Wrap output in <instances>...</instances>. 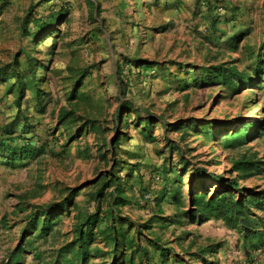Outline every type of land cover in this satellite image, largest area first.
I'll use <instances>...</instances> for the list:
<instances>
[{"label": "rangeland", "instance_id": "374dc122", "mask_svg": "<svg viewBox=\"0 0 264 264\" xmlns=\"http://www.w3.org/2000/svg\"><path fill=\"white\" fill-rule=\"evenodd\" d=\"M223 65L240 78L225 82ZM12 150L25 154L11 160ZM244 158L262 171H233ZM238 174L245 193L264 190V0H0V264H147L114 242V224L140 229L150 257L157 240L168 264H252L264 235L190 208L194 186L211 194V175ZM157 175L175 180L159 206ZM118 179L133 191L116 205ZM61 201L46 234L42 216L43 234L23 235ZM82 224L90 239L77 256Z\"/></svg>", "mask_w": 264, "mask_h": 264}, {"label": "trees", "instance_id": "16d2710c", "mask_svg": "<svg viewBox=\"0 0 264 264\" xmlns=\"http://www.w3.org/2000/svg\"><path fill=\"white\" fill-rule=\"evenodd\" d=\"M181 2V0H180ZM67 13L66 9H61L56 14H52L49 20L43 21L40 23V29L46 28L48 26H51L58 18L65 16ZM148 62L143 61L144 67H149L147 65ZM147 69V68H146ZM218 74H220L225 80V82H235L234 80H238L240 78V73L236 68L228 67V66H219L217 68ZM22 89V88H21ZM21 92V91H20ZM123 108V107H122ZM121 108V110H122ZM146 126L151 127L152 122L150 118L145 119ZM242 131H237L233 134H229L223 138V144L225 147H231L235 146L237 142H240L241 139H243ZM113 148V147H112ZM111 148V150H112ZM113 151V150H112ZM114 153V152H113ZM12 154V155H11ZM10 158L11 160H15L17 158L22 159L25 152L24 150L20 151H11ZM116 154V153H115ZM27 156V155H26ZM124 161H118L119 164H123ZM261 161H257L255 159H241V160H235L233 164V171H238L241 173L249 172V174H255L257 172L262 171L261 167ZM126 167L128 169H132L133 165L131 163H126ZM201 169L197 170L195 172V175H201ZM136 172V171H135ZM164 176V174L162 173ZM160 176V175H159ZM162 180H165V185L162 187L161 191L158 192L157 197L155 199V205L159 206L163 200H167L165 195L168 192H175V189H173V183L175 180H171L170 183H167L169 178H163ZM203 177H206L203 175ZM215 178L216 181H218L217 188L211 193L208 194L206 191L198 190V192H194L195 190V184L191 187L189 201H190V208L193 213H197L200 215H203L204 217L211 215L215 216L217 218L222 219L228 226L235 227L238 224L242 226V228L245 231L246 237H261L264 235V230L261 229L262 227L259 226V218L256 219V213L254 212V209H260L264 211V190H248V193L244 192V189L239 188L238 179L240 178V175L238 174L235 178H228L224 177L223 175L220 176H212ZM121 178V177H120ZM214 180V179H213ZM116 187L115 190H113V196H114V203L116 205L119 204H125V202L128 201V198L126 194L128 192L133 191V186L129 181H125L124 183H121V179H118L116 181ZM108 188V184L102 185L97 190V195H102L104 190ZM234 189V191L232 190ZM79 189H75L72 197H76ZM242 193L241 195H236V192ZM147 194V193H146ZM144 197L145 192L143 193ZM145 199H147L145 197ZM67 201L54 203L53 205H49L46 207L42 212H36L34 213L30 224L27 226V228H24L23 235L29 236V235H36L41 236L43 232H38V224L41 217L43 216L44 219H42V226L45 228L44 234H46L47 231V225L55 223V220L58 218H54L53 211L55 209L59 208H65L67 209ZM113 207V206H112ZM111 207V208H112ZM112 210V209H111ZM159 212H163L161 208H159ZM112 212V211H111ZM112 214V213H111ZM113 216V215H112ZM262 225L264 224V216L261 218ZM86 225L90 224V231L93 229V225L99 221V216L90 215L86 217ZM83 224L78 228V239H76V242H79L82 246L80 252H78V255H85L87 254L88 246L90 239V233L83 232ZM143 227V225L141 226ZM147 228V227H146ZM106 230H109L107 228ZM142 234V231L138 229L136 237H130L126 234L125 227L117 226V224L113 225V236H114V242L116 244H119L120 240H122V244L125 246H128L129 249H136L137 251H141L147 261V264H168L167 261H165V258L167 254H171L169 252H165V248L163 246H159V243L157 240L153 241L150 240L152 246L156 251H159L157 255L154 257H150V251L149 247L144 245L142 243V239H140V235ZM69 247V246H68ZM258 248H260V244L257 245ZM135 251V250H134ZM177 262V261H176ZM172 264V263H170ZM181 264V263H176Z\"/></svg>", "mask_w": 264, "mask_h": 264}, {"label": "crops", "instance_id": "0c3cea01", "mask_svg": "<svg viewBox=\"0 0 264 264\" xmlns=\"http://www.w3.org/2000/svg\"><path fill=\"white\" fill-rule=\"evenodd\" d=\"M176 5L178 6L179 4L177 3ZM258 252H259L260 257H262V259L252 264H264V248H259ZM240 264H245V263L242 262Z\"/></svg>", "mask_w": 264, "mask_h": 264}, {"label": "built area", "instance_id": "2783aa9c", "mask_svg": "<svg viewBox=\"0 0 264 264\" xmlns=\"http://www.w3.org/2000/svg\"><path fill=\"white\" fill-rule=\"evenodd\" d=\"M156 179H157V180H161V176L157 175V176H156Z\"/></svg>", "mask_w": 264, "mask_h": 264}]
</instances>
